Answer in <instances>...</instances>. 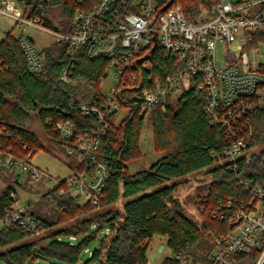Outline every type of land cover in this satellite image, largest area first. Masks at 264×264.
I'll use <instances>...</instances> for the list:
<instances>
[{"label":"trees","instance_id":"trees-1","mask_svg":"<svg viewBox=\"0 0 264 264\" xmlns=\"http://www.w3.org/2000/svg\"><path fill=\"white\" fill-rule=\"evenodd\" d=\"M99 1L52 0L47 7H27L30 12L26 11V14L28 17H42L44 26L69 35L76 27V13L91 10ZM219 1L175 0V6L181 8L188 21L197 22L203 12L211 14L213 5ZM23 3L31 6L28 1ZM54 9H60L65 20L57 26L49 18V11ZM88 48V44L83 45L76 59L72 60L69 44L55 42L42 50L44 64L35 72L29 70L24 52L12 33L0 41V56L4 62L0 70V128L17 135L33 152L34 158L38 150L44 148L31 130L33 120H38L45 136L55 146L65 148L66 166L71 172L80 173L87 169L86 164L68 154L67 141L55 127L58 123H71L82 137L92 136L97 128H102L96 157L107 165L109 171L97 206L86 204L82 208L69 192L60 195L58 191L64 186L65 179H55L56 188L26 205V211L41 224L37 232H27L17 224L0 230V259L6 264H44L43 261L49 258L59 264H148L150 243L159 236L166 240L174 254L162 264H182L176 255L192 264L205 263L214 250L212 238L230 232L234 226L230 220L212 219L215 207L229 198L245 197V192L238 187V177H256V181L264 177L259 156L248 164L238 163L236 170L215 165L213 154L229 146L230 142L220 126L211 124L205 111L209 98L205 91L199 90L200 78L197 76L192 77L189 86L176 99H168L167 111L158 107L148 114L140 113L138 103L129 97L149 88L151 79L174 77L182 70L181 62L166 58L159 49L154 50L150 67L131 68L130 71L138 77L134 84H120L124 99L120 109L130 108L129 114L116 124L119 111L105 113L108 126L101 127L98 116L93 113L85 115L80 107H93L104 98L101 84L108 78L109 60L90 59ZM63 72H67V81L61 79ZM147 116L153 128L155 150L163 157L150 168L130 174L128 164L142 158L140 138ZM253 124L254 145L261 148L262 154L264 108L253 115ZM200 172H206L211 181L207 193L198 197L199 220L195 221L185 214L184 205L176 193L182 180ZM14 175L0 170V176L9 182L0 190V220L14 211L18 201L12 199V194L19 196L17 188H28L26 182L21 183ZM45 184L46 181L39 186ZM121 202L120 209H108ZM98 208L105 210L69 227L54 230L62 223ZM45 232L50 234L37 238ZM71 237L76 240L72 241ZM95 240H99L98 247L82 262ZM259 255V251L237 254L234 261L235 264H255Z\"/></svg>","mask_w":264,"mask_h":264},{"label":"built area","instance_id":"built-area-1","mask_svg":"<svg viewBox=\"0 0 264 264\" xmlns=\"http://www.w3.org/2000/svg\"><path fill=\"white\" fill-rule=\"evenodd\" d=\"M24 1L31 6H26ZM51 1L0 0V16L22 28L19 35H12L20 44L30 71H40L44 59L29 29L51 34L56 42H67L72 60L86 44L90 59L109 60V71L116 86L95 106L82 105L83 114H95L99 125L107 127L105 113L120 111L124 101L120 84H134L138 77L131 68L150 67L152 54L159 49L166 58L181 62L182 70L174 77L151 79L149 88L129 97L138 103L140 113L148 114L158 107L167 111L168 99H176L189 86L192 77L197 76L199 90L205 91L209 98L205 111L211 124L220 126L230 142L213 154L215 165L236 170L238 163L248 164L259 156L264 166V153L254 145L253 124V115L264 108V0H220L213 5L211 14L203 12L197 22L188 21L181 8L175 6V0L170 6L172 0H100L91 10L76 13V27L69 35L44 26L42 17L26 14L33 5L47 7ZM219 47L224 53L222 63L217 61ZM255 52L258 57L251 61V54ZM3 66L0 56V70ZM61 79L68 80L67 72H63ZM55 129L67 141L68 154L87 166L83 173L71 172L59 194L69 192L76 202L81 199L83 204L99 205L109 177L107 165L96 157L103 129L97 128L92 136L86 137L78 135L71 123H58ZM32 156L33 152L17 135L0 128V170L24 174L31 186L47 180L54 183L47 191L56 188L57 181L47 178L33 164ZM256 179L238 177V187L245 192V197L229 198L215 207L212 219L230 220L234 226L230 232L214 236V250L207 261L196 264H235V255L252 251L260 253L255 264H264V177L260 181ZM12 199L18 203L13 212L0 220V230L17 224L27 232H37L40 222L26 211V205L19 204L17 194H12ZM175 257L182 264H192L180 255Z\"/></svg>","mask_w":264,"mask_h":264},{"label":"rangeland","instance_id":"rangeland-1","mask_svg":"<svg viewBox=\"0 0 264 264\" xmlns=\"http://www.w3.org/2000/svg\"><path fill=\"white\" fill-rule=\"evenodd\" d=\"M228 2H235L236 0H222ZM49 18L52 20L54 25H59L60 21H64L61 16L60 9H54L49 11ZM14 22L11 19L0 16V41L4 39V37L8 33H12L13 35H19L22 28L15 27ZM24 30V32H26ZM30 36L36 42L37 49L39 51L44 50L45 48L51 46L55 43V38L48 33H39L35 29H29ZM224 57L223 49L221 47L218 48L217 51V61L222 63ZM258 54H251V61L256 60ZM116 86V81L109 71L108 78L105 79L101 84V91L104 95L109 94L110 89ZM129 108L121 109L116 116V124H120L125 117L129 114ZM31 130L35 133V135L40 139V141L44 144V148H41L36 153L33 158V164L44 171L47 178L51 179H65L71 174V170L64 163V159L66 158V150L64 147L55 146L53 142L45 136L43 129L40 125V122L36 119L33 120L31 125ZM140 150L142 153V158L131 162L128 164V171L130 174H135L139 171L146 170L150 168L155 162L160 160L163 157V154L157 152L155 150V139L153 134V128L151 122L148 120V116L144 122V128L140 138ZM15 179H19L21 183L26 182V177L24 174H18L17 172L14 175ZM211 181L210 176L206 172H200L193 174L184 180L181 181V185L176 193L177 198L183 203L185 214L193 219L199 220V213L197 209L198 197L205 195L207 193L208 185ZM9 182H6L2 176H0V190L4 189ZM46 186H39V184H35L33 186L28 183L25 187H18L17 191L19 194V204L27 205L29 201L34 202L38 201L42 195L47 192V188L50 189L54 186V183L46 180ZM31 188V190H29ZM39 188V189H38ZM84 200L78 199L77 204H79L82 208L86 205L83 204ZM122 207V202L116 206H111L108 209H120ZM105 209H94L86 214H83L77 219L64 222L61 226L56 227L54 230L59 229L61 227H69L77 222H80L84 218L93 217L99 212L104 211ZM53 230V231H54ZM50 232H45L44 234H40L37 238L42 235H48ZM65 240H68L65 239ZM99 240L93 241L91 244L89 252L84 254L82 262H85L90 257V252H92L95 248L98 247ZM163 247V249H161ZM5 250V249H4ZM174 254L170 248L166 245V240L162 237L155 236L150 243L149 251H148V264H162L166 258L173 257ZM44 264H59L57 260L53 258H49L47 261H43ZM0 264H6L4 260L0 259Z\"/></svg>","mask_w":264,"mask_h":264},{"label":"water","instance_id":"water-1","mask_svg":"<svg viewBox=\"0 0 264 264\" xmlns=\"http://www.w3.org/2000/svg\"><path fill=\"white\" fill-rule=\"evenodd\" d=\"M173 1H174V0H172V1L168 4V6H170V5L173 3ZM168 6H167V7H168ZM161 249H163V247H162Z\"/></svg>","mask_w":264,"mask_h":264}]
</instances>
